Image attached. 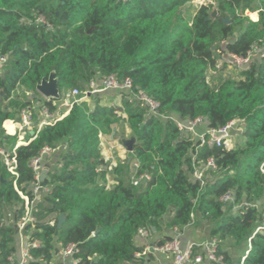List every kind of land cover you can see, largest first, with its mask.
<instances>
[{
	"label": "trees",
	"instance_id": "16d2710c",
	"mask_svg": "<svg viewBox=\"0 0 264 264\" xmlns=\"http://www.w3.org/2000/svg\"><path fill=\"white\" fill-rule=\"evenodd\" d=\"M194 1L0 0V56L7 58L0 72V146L10 156L18 140L5 136L3 123L23 111L32 120L25 132L27 144L14 150L17 176L0 157V264H16L8 258L17 253L15 230L2 222L1 208L15 207L16 222L24 216L19 193L29 201L36 198L30 161L45 148L58 152L60 166L42 182L49 192L36 200L33 222L24 229L28 243H40L29 248V264H49L59 245H75L74 256L81 264H89V259H95L94 264H148L135 256L142 251L135 245L137 231L157 235L154 245H161L171 239L172 228L183 229L192 218L195 225L210 226L222 264H240L246 251L242 264H264V230L253 236L264 211V12L255 23L244 16L264 7V0L256 7L253 0H212L219 15L212 19L213 6L202 4L187 19L182 9ZM218 45L227 57L259 52L236 79L211 88L206 74L215 69ZM51 73L60 91L83 92L90 82L110 75L129 79L135 92L159 104L161 115L202 118L211 129L238 121L244 139L232 151L210 144L200 147L199 140L181 133L172 120L150 116L124 92L119 93L124 98L120 107L96 101L90 108L86 102L70 101L66 116L38 130L42 110L56 118L63 112L52 100L37 106L12 93L18 86L33 93ZM118 111L136 139L127 155L139 162L137 175L151 177L144 186L124 180L106 186L108 170L99 137L110 134L121 120ZM208 159L217 170L209 172L200 188L192 173ZM126 166L131 168L130 163ZM229 191L235 205H247L233 212V205L220 203ZM61 215L65 222L57 230ZM224 242L241 256L232 258Z\"/></svg>",
	"mask_w": 264,
	"mask_h": 264
},
{
	"label": "built area",
	"instance_id": "2783aa9c",
	"mask_svg": "<svg viewBox=\"0 0 264 264\" xmlns=\"http://www.w3.org/2000/svg\"><path fill=\"white\" fill-rule=\"evenodd\" d=\"M264 12V7H260L258 11L255 12L256 18L252 20V22H257L259 18V13ZM39 22H43L39 20ZM259 52L254 49L247 53L246 58H239L233 55H229L227 58L230 62V66L235 67L239 71L247 68L250 60L254 57L255 54ZM7 58L5 56H0V72L3 68V65L6 63ZM107 92H117V93H126L128 97L133 98L140 102L142 106L148 109V113L150 116L160 118L162 120H172L179 131L183 134H190L193 139L200 141V147L204 144L215 145L216 147H222L226 151H232L236 147V141L234 135L239 131L238 125H241L238 121H232L228 123L226 126L220 129H211L208 127L207 122L202 118H197L193 121L190 120H182L177 117H165L159 113V104L149 98L145 93L138 91L135 92L132 86V83L129 79L119 80L115 75L107 76L99 81H92L88 84L86 89L81 92L77 89H73L70 92V98L72 104L79 105L82 102H86L96 94L107 93ZM38 127L41 128L46 125L53 124L55 121L60 120L54 118L52 114L47 112V110H42L40 113ZM8 123V124H7ZM32 126V120L29 114L26 111H23L20 114V121L14 122L11 120L5 121L2 125L5 136L14 137L18 130L22 131L25 134L26 130H29ZM235 133V134H234ZM19 138L18 143H22L23 145L27 144ZM17 144L15 148L17 147ZM12 150V156L10 153L6 151L3 147L0 146V157L4 162L7 171L13 175L17 176L16 173V161L14 158V150ZM52 153V150L49 148L43 149L40 154L30 161V167L34 174V183L32 185V193L36 198L29 201L27 197L23 196L19 193L20 197L25 201V215L16 222L17 228L22 229L25 226L33 222V218L31 215L32 208L35 205L36 200L39 198L42 191L48 193L49 190L47 188H43L40 186L39 176L42 170V164L46 157H48ZM195 159V155L193 156V160ZM132 175L127 180L129 185L133 187H140L146 185L147 182L150 181V175L145 173L142 175H137V170L139 169V162L133 160L131 162ZM217 170V166L213 159H208L207 162L199 167L194 168L192 173V178L199 183L200 188H203L206 184V180L210 171L214 172ZM261 172L264 173V162L260 166ZM220 203L224 205H233L232 211L236 212L240 208L246 206L247 204H239L235 205L234 201V193L229 191L222 195L219 198ZM54 221H50L49 224L54 226ZM195 223L194 218H192L190 224L184 227L183 229L172 228L170 231L171 239L161 245H154L151 243L152 234L150 231L146 229H139L137 231V239L143 240L146 242L144 246V250L140 254H136V258H141L144 260H148V258H153L157 264H163L160 262L161 257H165L168 260V264H222V257L218 254L219 252V241L216 238H209L207 240H203L200 242L189 243L185 246L182 245L181 237L184 229L193 226ZM264 230V211L262 213V225L255 229L253 236L260 231ZM25 245L21 246L20 250L12 254L8 260L10 263L16 264H29L32 260V257L29 253V248H37L40 243L38 241L28 243V239H25ZM58 256L62 259L64 264H81V260L75 258L74 254L77 252V248L75 245H68L66 247H61L60 245L54 251ZM248 252H245V255L241 257L240 264L243 263L245 257ZM89 264H94L95 259H89Z\"/></svg>",
	"mask_w": 264,
	"mask_h": 264
},
{
	"label": "rangeland",
	"instance_id": "374dc122",
	"mask_svg": "<svg viewBox=\"0 0 264 264\" xmlns=\"http://www.w3.org/2000/svg\"><path fill=\"white\" fill-rule=\"evenodd\" d=\"M212 5V13L216 11V6L212 2V0H196L190 4H187L183 9L182 13L187 19H190L194 13L198 10V8L202 5ZM260 2L259 0H253V6L256 7L259 5ZM211 13V15H212ZM255 12H250L246 11L244 13V16L248 17L250 21L254 20ZM219 15V14H217ZM216 15V16H217ZM223 45H218L216 51L214 52L215 58H216V65L215 69H209L206 74V80L211 88H216L221 81L229 78L236 79L239 76L240 71L236 69L233 66H230L226 54L222 50ZM259 55V54H258ZM257 56L254 55V57ZM70 90L69 89H64L61 91V96L58 101H56V106L59 107L60 109H64V104L66 100H70ZM36 95V98L33 97V95ZM40 96L36 91L33 93L27 92L23 87L18 86L14 92L12 93L13 98H19L21 101H31V103L36 104L37 102H43L42 100L39 99ZM38 97V98H37ZM122 96L117 93L109 92L107 94L101 93V94H96L94 96H91L89 103L87 102V106L90 108H93L95 105L96 101H99L101 105L103 106H109V107H120L122 104ZM118 116L121 118L124 117L123 112L118 111ZM20 115L15 117L14 122H19L20 121ZM127 125L124 123V121L121 119L119 120L116 124L112 126V132L108 135L102 134L104 136V142H103V148H109L112 146L114 153L115 154H120L121 160H119V165L116 167V169H108V174L106 176V185L110 186L107 188H111L114 186L113 184H109L108 182L114 183V182H119L122 179H125L124 182H127L126 179L128 180L129 177V171L130 168L126 166L125 161L122 159L123 157H127L128 153L125 154V148L123 146L122 141L129 140L130 138L133 137L132 132L130 129L127 130ZM239 131L236 134L235 141L237 143H240L243 141L244 136L242 134L243 127L242 125H238ZM115 130V131H114ZM235 134V133H234ZM17 137V140L19 141V138L25 137L22 133V131L18 130V132L15 135ZM116 137V138H115ZM101 148V147H100ZM102 148V149H103ZM103 151V150H102ZM123 160V161H122ZM42 195L45 194L44 191L41 193ZM41 196V195H40ZM39 196V198H40ZM38 198V199H39ZM2 212V222H4L7 225H11L14 230L18 229V233L14 235V244L15 248L18 249V246H20V243L25 244V233L24 229H19L17 228L16 221L14 220V212H15V207L10 206V205H3L1 208ZM24 215H25V207H24ZM168 218V215L165 217ZM20 220V219H19ZM201 223V222H200ZM203 223V222H202ZM30 231H33V228L30 229ZM231 243L229 242H224L222 244V247L226 249L230 256L232 258H238L241 256V252L235 248L231 247ZM135 264H142L141 262H137Z\"/></svg>",
	"mask_w": 264,
	"mask_h": 264
},
{
	"label": "crops",
	"instance_id": "0c3cea01",
	"mask_svg": "<svg viewBox=\"0 0 264 264\" xmlns=\"http://www.w3.org/2000/svg\"><path fill=\"white\" fill-rule=\"evenodd\" d=\"M107 93H109V92H107ZM107 93H105V94H107ZM113 93H117V92H113ZM117 94H119V93H117ZM38 97L42 101H47L46 99L42 98L41 96H38ZM70 100L69 101L68 100L65 101L64 109H60L61 112H63V115H61V116L59 115L57 119H62L64 116L67 115V113H68V111H69V109L71 107L70 106ZM89 101H90V99L87 100L86 103L87 102L89 103ZM54 102H55L54 103V105H55L56 104V101H54ZM36 104H37V106H39L41 103L40 102H37ZM56 116H57L56 114L55 115L53 114V117L54 118H56ZM39 119H40V117H39ZM41 128H39L38 125H37V129L38 130L41 129ZM127 130H128V128H127ZM23 135L25 136V134H23ZM104 136L101 134L100 137H99V139H100V147H101L100 148V150H101V156L104 159V162L106 164V168H108V169H112V168L116 169V167L119 165V160H121V158H120L121 156H120V154H115L114 153V150H113L112 146L109 147V148H105V149L103 148ZM235 137H236V134L234 135V138ZM20 139H21L20 142L24 141V137L23 138H20ZM19 145H20V143L17 144V146H19ZM125 152H126V150H125ZM125 154H127V152ZM57 156H58V152L55 151V150L54 151L52 150V153L48 157H46L44 159L43 164H42V167L43 166H46V165H49L50 166V171L58 169L60 165L56 164ZM129 158L131 159L130 162H128V159ZM122 159L125 162L127 161L126 164H129V163L131 164V162L133 161L132 158L131 157H128V156L127 157H123ZM129 172L130 173H129L128 179L132 175V169L131 168H130V171ZM122 180L125 181V179H122ZM126 181H127V179H126ZM108 183L110 185L111 184L116 185L118 182H114V183L108 182ZM106 186L107 187H110L108 185H106ZM209 232H210V226L206 222H203V223L201 222L198 225H195V223H194L193 226H190V227L184 229V231L182 233V237H181L182 245L185 246V245H187L189 243H194V242H200V241H203V240H207V239L210 238ZM156 238H157V235L156 236L154 235V237L152 238L151 243H154L155 240H156ZM145 244H146V242H144L143 240L137 239V237H136V239H135V245L138 246V247H140L142 249L141 253L144 250ZM24 245L22 243H20V246H18L17 252L20 250L21 246H24ZM159 259H160V262L161 263L168 264V260L165 257H161ZM147 262H148V264H157V262H155L152 257L151 258H148ZM49 264H64V262H62V259L58 256V254L56 252H54L53 260Z\"/></svg>",
	"mask_w": 264,
	"mask_h": 264
},
{
	"label": "water",
	"instance_id": "95a60500",
	"mask_svg": "<svg viewBox=\"0 0 264 264\" xmlns=\"http://www.w3.org/2000/svg\"><path fill=\"white\" fill-rule=\"evenodd\" d=\"M218 14L217 11L213 12L211 15V18H215ZM225 24H229L228 19H224ZM36 93H38L42 98L46 99L47 101H58L61 96V91L58 88V80L55 78L54 73H51L48 77V79H44L38 84L35 88ZM33 97L35 98L36 95L34 94ZM33 136V133H31ZM123 146L127 153L133 152V146L136 143V139L134 137L130 138L129 140L122 141ZM20 145H23L22 143ZM130 158L128 159V162H130ZM50 171V166L46 165L42 167L41 174L39 176V182L40 186L42 182L47 178V175ZM42 187V186H41ZM65 222V217L63 215L58 217L56 228L59 230L62 226V224ZM154 232V229H152ZM15 233H18V229L15 230ZM57 253V251H56Z\"/></svg>",
	"mask_w": 264,
	"mask_h": 264
}]
</instances>
